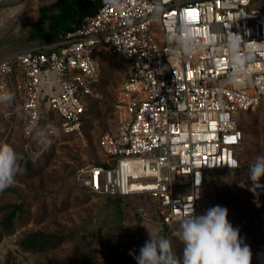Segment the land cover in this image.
<instances>
[{
	"label": "built area",
	"instance_id": "1",
	"mask_svg": "<svg viewBox=\"0 0 264 264\" xmlns=\"http://www.w3.org/2000/svg\"><path fill=\"white\" fill-rule=\"evenodd\" d=\"M100 50L127 72L112 103L115 129L97 140L106 163L89 166L82 186L152 199L161 230L191 204L196 214L214 172L240 166V114L264 108V7L258 0H105L60 39L2 54L0 94L13 99L0 112L9 127L21 122L24 150L49 143L56 125L64 134L80 131L87 99L100 96ZM43 101L56 125L41 128Z\"/></svg>",
	"mask_w": 264,
	"mask_h": 264
},
{
	"label": "rangeland",
	"instance_id": "2",
	"mask_svg": "<svg viewBox=\"0 0 264 264\" xmlns=\"http://www.w3.org/2000/svg\"><path fill=\"white\" fill-rule=\"evenodd\" d=\"M55 1L22 0L19 6L25 7L17 16H0L5 20L0 22V56L38 44L29 32L35 23L47 26L44 8ZM258 3L264 7V0ZM96 63L95 88L100 96L87 99L79 132L58 131L59 117L43 101L41 128L51 120L57 132L49 143L31 144L26 151L21 122L15 119L14 127H9L0 112V143L10 144L23 158L22 173L0 191V264H136L134 255L149 239L148 231L171 239L173 250L182 258L183 246L175 235L178 221L158 229L152 199L126 196L120 203L82 186L89 166L106 163L97 140L102 132L115 129L112 103L127 72L125 62L104 50L97 53ZM239 126L243 132L240 166L235 171L218 170L206 181L197 215L216 205L226 207L228 221L239 228L250 248V264H264V189L251 191L248 178L250 165L264 155V108L244 112ZM260 183L264 185V177ZM136 206H143L146 213L139 215ZM36 232L59 235L62 240L28 248L25 242Z\"/></svg>",
	"mask_w": 264,
	"mask_h": 264
},
{
	"label": "clouds",
	"instance_id": "3",
	"mask_svg": "<svg viewBox=\"0 0 264 264\" xmlns=\"http://www.w3.org/2000/svg\"><path fill=\"white\" fill-rule=\"evenodd\" d=\"M177 39L181 40L185 51H191L188 39ZM230 46L235 53L238 41L233 39ZM233 60L236 64L242 63L239 56L234 55ZM12 99L11 94H0V103H8ZM22 159L10 144L0 143V191L12 186L16 176L22 173ZM261 177H264V155L257 156L250 165L248 178L252 182L250 190L254 193L257 189H264ZM227 216L228 209L220 205L197 215L191 204L179 218V228L175 233L183 246L182 258L173 250L171 239L148 231L149 239L139 249V255H134L136 264H250V248L243 243L239 228L233 227Z\"/></svg>",
	"mask_w": 264,
	"mask_h": 264
},
{
	"label": "trees",
	"instance_id": "4",
	"mask_svg": "<svg viewBox=\"0 0 264 264\" xmlns=\"http://www.w3.org/2000/svg\"><path fill=\"white\" fill-rule=\"evenodd\" d=\"M104 1L105 0H56L48 7L44 8L48 11V13L45 14L48 20L47 26L44 27L37 23L33 24L29 32V38L38 41V44L54 42L60 39L64 32L70 29L82 17L96 12ZM243 114L244 113L240 114V118ZM103 164L105 165V163ZM105 196L115 198L120 203L125 200L119 196ZM201 201L202 198L197 204L196 214ZM167 226L169 225L165 227ZM61 240L62 237L59 235H43L41 232H36L31 234L25 243L28 248H35L38 246L41 248L45 243L54 244Z\"/></svg>",
	"mask_w": 264,
	"mask_h": 264
},
{
	"label": "crops",
	"instance_id": "5",
	"mask_svg": "<svg viewBox=\"0 0 264 264\" xmlns=\"http://www.w3.org/2000/svg\"><path fill=\"white\" fill-rule=\"evenodd\" d=\"M12 1H14V0H0V16H4V17H6V16L7 17L17 16L22 11L23 7H25V5L22 7L19 6V3L22 2V0H15V3H10ZM15 7H17V8L15 9ZM0 22L4 23L5 20L0 18ZM3 104L5 105L6 103H3ZM10 104H12V100L10 102H8V105H10ZM11 108H12V106L10 108L8 106L3 107V108L1 107L0 111L4 112L6 110H11ZM14 122H15V120H14ZM12 127H14V124Z\"/></svg>",
	"mask_w": 264,
	"mask_h": 264
}]
</instances>
